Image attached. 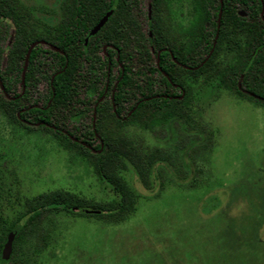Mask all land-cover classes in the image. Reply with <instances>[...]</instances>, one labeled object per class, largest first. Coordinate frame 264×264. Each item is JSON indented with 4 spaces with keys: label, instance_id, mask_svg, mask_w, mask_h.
Instances as JSON below:
<instances>
[{
    "label": "trees",
    "instance_id": "obj_1",
    "mask_svg": "<svg viewBox=\"0 0 264 264\" xmlns=\"http://www.w3.org/2000/svg\"><path fill=\"white\" fill-rule=\"evenodd\" d=\"M141 1L56 0L44 21L18 0H0V119L27 134L42 131L75 155L95 159V172L117 195L90 207L55 191L25 200L11 220L4 214L0 177V264H35L47 243L31 238L40 234L43 217L59 208L123 220L135 197L119 171L129 164L144 182L156 164L152 152L142 157L124 129H145L174 114L185 118L189 80L214 79L232 96L264 107V0H181L175 7L150 0L147 11ZM108 11L104 26L89 36ZM188 16L191 25L182 26ZM40 83L46 92L38 91ZM117 146L124 151H113ZM12 231V252L3 260Z\"/></svg>",
    "mask_w": 264,
    "mask_h": 264
},
{
    "label": "rangeland",
    "instance_id": "obj_2",
    "mask_svg": "<svg viewBox=\"0 0 264 264\" xmlns=\"http://www.w3.org/2000/svg\"><path fill=\"white\" fill-rule=\"evenodd\" d=\"M18 1L44 21L56 6V0ZM149 2L141 1L145 11ZM182 4L187 11L188 3ZM191 22L188 16L181 24ZM188 83L181 110L187 119L174 114L145 129H124L142 157L152 152L156 159L144 182L129 164L119 171L135 197L125 218L48 212L31 238L47 243L35 264H264V107L232 96L214 79ZM46 87L40 83L38 91ZM117 142L125 145L126 138ZM118 146L112 150L124 151ZM94 160L1 118L4 214L12 220L25 200L55 191L90 207L115 201L116 191L99 178Z\"/></svg>",
    "mask_w": 264,
    "mask_h": 264
},
{
    "label": "water",
    "instance_id": "obj_3",
    "mask_svg": "<svg viewBox=\"0 0 264 264\" xmlns=\"http://www.w3.org/2000/svg\"><path fill=\"white\" fill-rule=\"evenodd\" d=\"M112 14V11H108L99 21L98 23L90 30L89 32V36H94L103 26L104 24L107 22L108 18L110 17V15ZM87 42V39H85V43ZM34 45L30 46L26 57H25V61H24V66H23V71H22V75H21V84L22 86L24 85V73L26 70V66H27V61L30 55V52L32 50ZM15 232L12 231L10 232V234L7 237V240L3 246L2 252H1V257L3 260H8L11 254V250H12V243L15 237Z\"/></svg>",
    "mask_w": 264,
    "mask_h": 264
},
{
    "label": "flooded vegetation",
    "instance_id": "obj_4",
    "mask_svg": "<svg viewBox=\"0 0 264 264\" xmlns=\"http://www.w3.org/2000/svg\"><path fill=\"white\" fill-rule=\"evenodd\" d=\"M1 83V82H0ZM106 83H108V81L106 82ZM0 87H1V89H2V86H1V84H0ZM11 252H12V250H11ZM11 255V254H10Z\"/></svg>",
    "mask_w": 264,
    "mask_h": 264
}]
</instances>
